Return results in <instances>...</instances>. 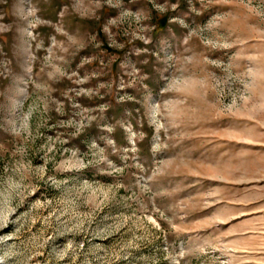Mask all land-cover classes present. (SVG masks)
Masks as SVG:
<instances>
[{"label":"rangeland","instance_id":"obj_1","mask_svg":"<svg viewBox=\"0 0 264 264\" xmlns=\"http://www.w3.org/2000/svg\"><path fill=\"white\" fill-rule=\"evenodd\" d=\"M0 264H264V0H0Z\"/></svg>","mask_w":264,"mask_h":264}]
</instances>
